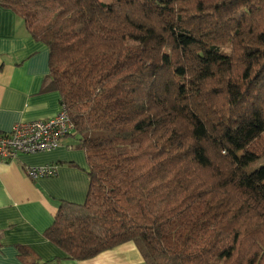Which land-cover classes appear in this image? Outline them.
Masks as SVG:
<instances>
[{
  "label": "trees",
  "instance_id": "1",
  "mask_svg": "<svg viewBox=\"0 0 264 264\" xmlns=\"http://www.w3.org/2000/svg\"><path fill=\"white\" fill-rule=\"evenodd\" d=\"M2 1L87 154L86 200L46 232L64 258L264 264V0Z\"/></svg>",
  "mask_w": 264,
  "mask_h": 264
},
{
  "label": "crops",
  "instance_id": "2",
  "mask_svg": "<svg viewBox=\"0 0 264 264\" xmlns=\"http://www.w3.org/2000/svg\"><path fill=\"white\" fill-rule=\"evenodd\" d=\"M49 50L29 35L24 21L0 0V134L16 124L51 118L62 108L58 91H45ZM75 132L52 151L0 160V264H145L136 243L88 260L64 258L46 236L63 202L83 203L89 191L87 154ZM57 166L33 179L27 167Z\"/></svg>",
  "mask_w": 264,
  "mask_h": 264
},
{
  "label": "built area",
  "instance_id": "3",
  "mask_svg": "<svg viewBox=\"0 0 264 264\" xmlns=\"http://www.w3.org/2000/svg\"><path fill=\"white\" fill-rule=\"evenodd\" d=\"M75 132V126L62 106L57 114L44 120L16 124L9 132L0 134V160L11 161L20 154L46 152L61 146L65 137ZM33 179L49 176L57 172V166L45 165L27 167Z\"/></svg>",
  "mask_w": 264,
  "mask_h": 264
},
{
  "label": "rangeland",
  "instance_id": "4",
  "mask_svg": "<svg viewBox=\"0 0 264 264\" xmlns=\"http://www.w3.org/2000/svg\"><path fill=\"white\" fill-rule=\"evenodd\" d=\"M105 1L109 2V0H105ZM73 137H76V134H74ZM77 140H79V138H77ZM254 147H257L256 150L259 151L260 154L258 155L257 160H255L252 164H250L246 168V171H248V172H251L254 169H256V168H258V167H260L261 165L264 164V135L261 136L259 142L257 144H255ZM147 262H148V264H150L148 259H147ZM147 262H145V264H147Z\"/></svg>",
  "mask_w": 264,
  "mask_h": 264
},
{
  "label": "bare ground",
  "instance_id": "5",
  "mask_svg": "<svg viewBox=\"0 0 264 264\" xmlns=\"http://www.w3.org/2000/svg\"><path fill=\"white\" fill-rule=\"evenodd\" d=\"M51 175H53V174L51 173Z\"/></svg>",
  "mask_w": 264,
  "mask_h": 264
}]
</instances>
